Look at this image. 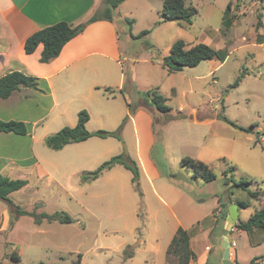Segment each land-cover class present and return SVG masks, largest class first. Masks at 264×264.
Instances as JSON below:
<instances>
[{"label": "crops", "instance_id": "1", "mask_svg": "<svg viewBox=\"0 0 264 264\" xmlns=\"http://www.w3.org/2000/svg\"><path fill=\"white\" fill-rule=\"evenodd\" d=\"M140 1L126 0L116 9L112 22L98 21L89 25L81 34L64 47L56 60L48 64H42L39 62V59L43 46L40 45L33 54L28 55L24 49L26 40L37 31L60 22H66L71 27L85 23L97 11H101L104 8L103 0H0V77L10 72L20 71L27 75L37 77L39 79L40 89L44 91L39 92L31 88L23 87L20 91L13 93L10 98L0 99V120L20 121L25 123L26 126L34 124L36 125L35 130L50 127L53 129L55 127L53 130L55 132L41 133L39 139H35L34 131L32 134L30 130H28L25 136L0 132V177L18 180L21 178L20 175L22 172L31 170L38 175H45L51 179H54L55 174L62 173L69 175V178L73 175H80L79 181L82 185L90 184L93 186L104 178H108L110 181L116 180L120 174H124L121 168H125L121 165H116L112 169L105 171L97 180L82 182L84 174L95 171L107 159H100L102 155H107V157L120 155L121 142L116 138L102 139L92 137L81 143L69 144L59 151L52 150L56 154L49 155L44 149L34 147L37 143L38 145L41 142L45 143L46 138L53 135V133H57L58 129L75 127L78 122V114L82 110H86L90 116L86 124L89 132L116 131L121 126L125 117L129 115L128 105L132 103L137 105L138 109L131 116L129 124L123 131V135L130 154L137 162L140 181L145 180L151 193L157 199L161 200L165 206L169 207L158 192L156 184L163 178H167V183L160 184V187L167 194H171L175 198L176 203L181 202L183 194H186L184 187L177 185L173 181V177H164L152 155L153 148L158 142L153 128L157 110L146 103L143 93L144 91L152 90L150 88L158 84L147 85L146 83L148 81H140L135 75L127 80L124 71L125 63L131 61V58L127 55V47L122 45L121 42L122 34L128 31V28L123 22L127 24V20L133 17L134 11L140 4ZM159 1L162 2L163 8V1ZM228 4L224 10L223 25L227 28H236L238 25L236 19L240 13L230 11L225 16ZM231 10L233 11V8ZM241 10H244V6L241 7ZM160 20L159 23H163L162 14ZM261 23V27H257L260 30L252 31L251 33L244 29L242 31H228L223 36L221 31L219 33L206 32L207 35H203L200 41L215 50L227 51V57L224 61H220L217 58L204 61L211 64L209 67L210 71L203 76H196V78L214 76L215 71L231 55L234 49L231 46L237 43L263 49L264 31L262 30L264 29V16ZM130 31V34L134 35V26H132ZM153 53L154 55L159 54L158 50H155ZM163 57L165 56H162L160 62H155V64L166 74L172 75L168 73L167 69L163 68L161 62ZM155 58L157 56H152L151 61ZM196 68H186L178 73H183L187 69H192L191 72L195 73ZM107 88L110 89V93L105 92ZM159 89L157 90L160 94ZM174 92L172 90V94ZM164 98L166 97L164 96ZM166 99V104H168L169 99ZM219 99L223 102L222 97ZM178 111L181 112L180 110ZM44 123L46 126H44ZM212 129V125L198 121L193 116L163 124L161 136L163 158L171 167L176 168L175 171L173 168L169 170L171 175L188 173L181 166L183 158L201 161L207 164L213 172L214 168L219 167L220 163H225L227 167L223 169V179L232 167L236 170L235 166H231L230 163H237L234 161V155L235 152L241 150L236 138H231L225 132L215 134ZM259 130L261 128L257 126L256 131ZM251 135L246 134L249 140H252ZM27 138H31L33 142L31 141L30 144ZM253 149L261 150L264 154V148L261 145L255 143ZM98 151H102V153L98 155ZM69 154H73V156L70 157L68 156ZM247 175L251 177V175L255 174L247 173ZM235 179L239 180L240 178ZM182 180H186V176ZM219 183L224 184V180ZM252 191L263 190L257 189ZM230 192H232V203L226 208L227 215L231 205H237V202H244L238 200L233 190ZM230 192H226L224 196L226 200L220 202L216 211L205 218L207 220L206 226L202 228V225H198L193 229L195 232H200V235H195L193 238L192 231H188L190 234L191 249L196 254V259L191 264H209L208 255L213 249L209 245L201 249L198 242V237L204 235L205 230L206 235L208 234L209 237L215 238L219 241V244H223L227 236L225 233L227 219L221 220L220 216L225 210L222 204L227 202ZM13 193L9 195V198ZM260 200L261 205H264V197ZM237 207L239 214L238 220L241 222L248 221L250 218L246 221L240 219L241 208L238 205ZM81 208L93 218H97L87 206L81 205ZM261 209H256L255 212ZM11 218L12 213L9 206L5 202L4 204L0 203V234L8 232ZM87 218L84 220L85 224L81 226V236L88 232L89 225L86 222ZM238 220L229 232L227 239L230 245V261L233 264H248L254 258L264 256V254H255L258 256H255L250 262L246 260L248 254L246 249L262 246L264 244V235L258 236V229H254L250 233L237 229L236 225L238 224ZM27 222L32 227V235L37 233L54 236L61 235L66 230L73 228L75 226L74 224H77L75 223V219L72 224L49 223L46 221L42 224H36L33 218L23 216L9 230L11 235L22 224ZM177 225L178 228H183L180 221H178ZM178 228L176 231L174 230L173 237ZM200 238V242L204 241L203 237ZM232 238H239L241 240L243 244L241 254L235 242L231 244ZM97 243L98 236L88 250L93 253L90 257H94L95 260H98L97 252L101 250V246H97ZM42 245L43 247L39 244L38 248H42L48 252V248L44 244ZM124 247L125 242L123 241L117 245L116 249L120 250ZM123 252L124 250H122ZM79 254H81L80 264H86V255ZM241 257L245 260L241 261ZM2 259L3 257L0 251V264L2 263ZM135 259L136 256L129 264H138V261ZM74 262L76 261L74 260ZM165 264H168L166 255ZM259 264H264V261Z\"/></svg>", "mask_w": 264, "mask_h": 264}, {"label": "rangeland", "instance_id": "2", "mask_svg": "<svg viewBox=\"0 0 264 264\" xmlns=\"http://www.w3.org/2000/svg\"><path fill=\"white\" fill-rule=\"evenodd\" d=\"M185 1L188 6L195 7L198 11L191 25L186 23L180 25L175 22L159 23L162 14V2L159 0H141L133 17L128 19L133 21V24L123 22L128 31L122 34L121 42L127 47V55L131 58V61L125 63L124 68L127 80L135 75L140 81H148L147 85L158 84L150 89L160 88V95L169 99L167 105L172 108L170 114L177 115L180 110V113L188 118L193 116L198 121L212 125L213 133L225 132L231 138H236L241 150L234 155V161L237 163L230 162L236 170H230L229 177L233 175L238 179H248L252 181L251 190L264 191V154L261 150L253 149L255 143L264 148V48L241 43L231 46L232 49L234 48L231 55L215 71V75L209 77L196 78L210 71L209 62L198 66L195 73L191 72L192 69H187L183 73L172 75L166 74L155 64L160 62L162 56L169 55L171 46L178 40L198 44L202 43L200 40L203 35H207L208 31L213 33L221 31L222 36L228 31H242V29L250 33L259 31L257 27L264 16V0H233L231 12L240 13L236 19L238 21L236 28H227L223 25L224 10L231 0ZM242 6H244L243 11ZM132 26H134L133 36L130 34ZM146 30L150 31L149 35L134 38ZM155 50H158V55H154ZM152 56L157 58L151 61ZM244 70L247 71V76L239 87L231 88ZM172 90L175 91L174 94ZM221 97L223 102L219 99ZM221 115L242 127L256 124L261 130L256 131V127L254 134L251 135L252 140H249L244 132L223 122L220 119ZM167 118L165 114L159 112L155 114L153 128L157 139L160 138L163 122ZM130 119L126 122L124 129ZM44 126H46L45 123ZM27 127L32 134L34 131L35 139H39L41 133L55 132L53 131L55 127L38 130H35L34 124H29ZM123 131L120 155L131 158L137 164L129 152ZM27 139L30 144L31 141L33 142L31 138ZM34 148H42L48 155L56 154L42 142L39 145L37 143ZM126 150L129 156H126ZM101 153L102 151H98V155ZM68 156L72 157L73 154ZM155 156L158 158L157 153ZM101 158H107L101 163L103 164L112 157L102 155ZM166 164L169 170L173 168L167 162ZM225 167H227L225 163H220L219 167L214 168V173L219 176L214 184L196 178L190 171L186 173L187 175L184 173L174 175L173 181L184 187L186 192L185 194L181 191L184 194L180 203H176L175 198L160 187V184L167 183V178L157 182V190L169 207L151 193L145 180L139 179V182L134 184L133 174L123 168L121 171L124 174H120L116 180L110 181L104 178L93 186L80 184V175L69 178V175L62 173L55 174L54 179H51L31 170H25L19 179L26 180L27 185L10 196L12 202L29 213L39 215L65 212L75 219L77 224L61 235L55 236L37 233L32 235L29 222L22 224L12 235L9 230L7 233L0 234V251L3 257L1 264H15L10 259L14 250L21 257L20 264H73L74 260L77 261L79 253L86 255V264H129L135 256L138 264H165L166 250L174 230L178 228V221L182 223L185 230L192 231L194 238L201 233L193 229L198 225L204 228L207 221L205 218L216 211L220 202L226 200L224 196L226 192H230V189L219 183L224 180L222 172ZM173 169L176 170L175 167ZM247 173L255 175L248 177ZM162 175L167 177L163 173ZM185 176L186 180L183 181L182 178ZM233 191L238 200L249 203L247 208L240 209L242 221L248 220L256 209H264V205L260 203L261 200L252 199L247 191L237 188ZM0 203L4 204L2 200ZM81 205L87 206L97 218L86 213ZM86 217H88L86 222L89 229L81 236V226L85 224ZM258 230V236H263L264 229ZM205 233L206 230L204 235L200 236L204 238V241L200 242L201 238L198 237V242L201 249H204L206 245L212 247L213 250L208 255L209 264H223L222 243L219 244V241ZM97 236V246H101V250L97 252L98 260H95L94 257H90L93 253L88 250ZM123 241L125 247L117 250V245ZM233 242L241 254L243 250L241 240L232 238L231 244ZM39 244L41 247L44 244L48 252L38 248ZM126 249L128 254H132V259L125 257ZM122 250H124L123 253ZM246 250L248 251L246 260L250 262L258 256L255 254H264V244L249 247Z\"/></svg>", "mask_w": 264, "mask_h": 264}, {"label": "trees", "instance_id": "3", "mask_svg": "<svg viewBox=\"0 0 264 264\" xmlns=\"http://www.w3.org/2000/svg\"><path fill=\"white\" fill-rule=\"evenodd\" d=\"M126 0H103L104 8L101 11H97L89 20L76 27H71L66 22H60L53 26L44 28L37 31L31 35L25 42L24 49L26 54H33L36 49L42 45L43 50L39 59L42 64H48L56 60L64 47L75 37L81 34L89 25L96 23L98 21H108L112 22L114 20L116 9L125 2ZM162 22H175L178 24H192L193 17L198 13L195 7L187 6L185 0H162ZM233 6V1H230L226 11L225 16L231 11ZM129 25L133 24V21L127 20ZM262 23L258 22V27H261ZM150 34L149 30L141 32L138 36L134 38L146 37ZM133 36V35H132ZM227 57V51L225 50H215L214 48L203 44H187L183 40H178L171 46L169 55L162 58V66L167 69L169 74H174L183 71L186 68H196L202 62L213 60L215 58L220 61H224ZM246 71H243L238 78L235 80L231 88L239 87L240 83L246 76ZM23 87L31 88L39 92H44L40 89L39 79L34 76L27 75L20 71H14L7 73L6 75L0 77V99H8L13 93L20 91ZM106 93H110V89H105ZM145 101L148 105H151L157 112L165 114L168 116L167 120L163 124H167L172 121L185 119L186 116L179 112L177 115L170 114L172 108L169 107L167 99L158 93L157 89L148 90L143 93ZM129 115L124 119L123 123L118 130L109 131H96L89 132L86 128V124L90 119L89 113L86 110H82L78 114L77 125L73 128L64 127L57 133L50 135L45 140V145L53 150H62L65 146L69 144L81 143L87 141L92 137H99L102 139L106 138H116L119 141L122 140V131L128 119L135 114L138 106L130 103L129 105ZM220 119L236 128L237 130L244 132L246 134H254V129L257 127L256 124H252L250 127H242L235 122L228 119L226 116L221 115ZM155 121V120H154ZM0 132L2 133H13L16 135L25 136L28 133V129L25 123L20 121H3L0 120ZM161 136L158 139L157 144L154 146L152 155L156 159L159 168L162 173L167 177H174L169 172L168 165L163 159V147L161 145ZM158 154L156 158L155 154ZM116 165H121L133 174L132 181L137 184L140 179V172L137 164L131 160V158H126L124 155H118L112 157L110 160L101 164L95 171L89 172L83 175L82 182L97 180L105 171L112 169ZM181 166L190 172H193L196 178H201L206 183L216 182L218 176L213 172V170L205 163L197 161L191 158H183L181 161ZM231 170H235L234 167ZM229 172L224 176V185L228 186L230 191L234 188L247 191L249 196L254 200H260L264 197V191H252L250 188L252 186V181L244 178L236 180L232 175L229 177ZM27 185L26 180H12L7 177H0V200L5 202L12 213V218L10 221V226L8 230L14 227L15 222L23 216H28L33 218L36 224H42L43 222H58L61 224H72L74 219L65 212H56L52 215L37 213H29L25 211L20 206L16 205L9 198V195L13 192L19 191ZM232 192L229 193V197L222 207L225 210L222 212L220 219L225 220L227 211L226 208L232 203ZM239 208H247L249 203L247 202H237ZM236 228L248 233L252 232L254 229H264V209L256 211L248 221L241 222L238 220ZM125 257L131 258L132 254H128V250H125ZM11 261L15 264L21 263V257L17 251H12L10 255ZM196 259V254L192 251L190 245V234L187 230L180 227L178 228L175 236L173 237L167 251H166V261L168 264H191L192 261ZM264 261V256L254 258L248 264H259ZM81 263V254L78 255V259L73 264Z\"/></svg>", "mask_w": 264, "mask_h": 264}, {"label": "water", "instance_id": "4", "mask_svg": "<svg viewBox=\"0 0 264 264\" xmlns=\"http://www.w3.org/2000/svg\"><path fill=\"white\" fill-rule=\"evenodd\" d=\"M126 156H129L127 150H126ZM237 208H238L237 205H231L228 209V215L226 217L227 221H226V225H225V230H226L227 236L225 237L223 244H222V248L224 250L223 264H233L230 261V245H229L227 239H228L229 232L232 230L235 222L238 220V217H239V214L237 212Z\"/></svg>", "mask_w": 264, "mask_h": 264}]
</instances>
